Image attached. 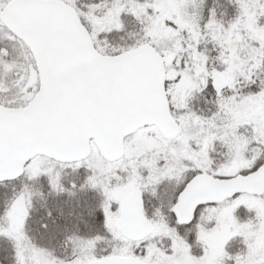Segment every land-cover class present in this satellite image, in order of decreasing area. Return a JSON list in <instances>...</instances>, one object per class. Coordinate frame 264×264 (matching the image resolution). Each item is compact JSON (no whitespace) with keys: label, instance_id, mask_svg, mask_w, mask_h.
Masks as SVG:
<instances>
[{"label":"snow or ice","instance_id":"1","mask_svg":"<svg viewBox=\"0 0 264 264\" xmlns=\"http://www.w3.org/2000/svg\"><path fill=\"white\" fill-rule=\"evenodd\" d=\"M0 264H264V0H0Z\"/></svg>","mask_w":264,"mask_h":264},{"label":"trees","instance_id":"2","mask_svg":"<svg viewBox=\"0 0 264 264\" xmlns=\"http://www.w3.org/2000/svg\"><path fill=\"white\" fill-rule=\"evenodd\" d=\"M213 3V0H208V4L211 5ZM220 3L221 4H226L227 3V0H220ZM229 10H230V15L229 17H226V19L228 18H231V15H234L235 14V7L232 6V5H229ZM220 14V12L218 11V15ZM206 15H207V12H206Z\"/></svg>","mask_w":264,"mask_h":264}]
</instances>
